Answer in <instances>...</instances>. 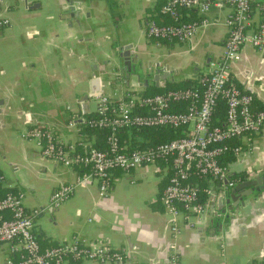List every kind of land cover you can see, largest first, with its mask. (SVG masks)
<instances>
[{"label": "crops", "instance_id": "obj_1", "mask_svg": "<svg viewBox=\"0 0 264 264\" xmlns=\"http://www.w3.org/2000/svg\"><path fill=\"white\" fill-rule=\"evenodd\" d=\"M163 2L0 1V22H6L0 26L2 189L21 192L26 211L35 212L33 233L41 248L75 240L123 250L126 254L123 263L135 257L141 264H164L171 254L176 264L261 263L264 193L260 198L249 196L245 208L229 214L232 220H225L219 215L220 190L216 189L205 204L206 220H210L201 221V217L189 222L178 220L177 233L172 234L168 217L158 202L168 177L162 165L142 167L127 174L113 172L106 195L99 197L95 181L75 186L77 179L88 172L86 168L68 169L44 159L33 142L21 138L27 128L50 130L63 143H73L81 152L77 142L83 135L79 134V123L70 119L92 112L91 80H98L104 95L119 99L127 90L143 95L146 88L162 89L168 83L195 80L204 74L208 62L221 51L226 34L223 20L228 11L210 10L207 19L214 24L199 29L183 44L187 51L183 49V58L175 64L169 60L175 55L173 42L155 43L144 35V23L151 20ZM178 47L181 50L182 44ZM125 49L143 66L167 72L166 80L158 82V87L152 82L143 87L127 85L115 77L113 69L119 63L116 54ZM197 49L199 56L184 57ZM240 55V61L229 67L228 75L264 109V53L243 47ZM237 145L242 153L229 166V178L236 177L234 185L248 178H263L264 131L238 139ZM241 175L243 178L237 179ZM67 185L73 186L68 197L58 206H50L51 193ZM215 215L219 216L218 222L211 221ZM8 256V246L1 245L0 264ZM67 264L102 263L73 260Z\"/></svg>", "mask_w": 264, "mask_h": 264}, {"label": "built area", "instance_id": "obj_2", "mask_svg": "<svg viewBox=\"0 0 264 264\" xmlns=\"http://www.w3.org/2000/svg\"><path fill=\"white\" fill-rule=\"evenodd\" d=\"M1 1V0H0ZM212 9H225L223 25L225 39L218 56L209 61L204 74L186 89L166 90L153 96L140 95L127 90L123 97L114 99L104 95L100 87L89 93L92 114L96 121L72 117L79 124H88L108 131L106 150H98L85 137L77 146L63 143L50 130L27 128L21 138L33 142L40 156L68 169L86 168L75 186L95 181L99 197L109 189L113 171L129 173L146 166L162 165L168 177L158 202L168 217L169 231L177 233L178 220L192 218L206 220L205 204L216 189L231 188L230 163L242 153L233 140L257 135L264 131V110L254 112L253 97L230 82L228 69L241 59L240 51L248 47L264 53V0H165L154 16L169 18L173 25L144 23L147 39L159 43L185 44L199 29L214 23L207 19ZM182 11L194 17L182 21ZM254 12L257 18H254ZM188 17V14L185 13ZM160 18V19H161ZM6 24L0 22V26ZM221 100L225 112L221 126L214 125L215 105ZM78 124V125H79ZM121 128L165 129L178 132L177 138L153 146L127 150L119 145L117 135ZM136 146L143 140L134 137ZM161 177V176H160ZM4 179L0 174V189ZM73 190L72 185L60 186L49 197V205L61 204ZM0 198V246L7 245L10 256L4 264H67L73 260H95L102 264H121L126 259L123 250L102 243L82 244L75 240L41 248L33 233V216L23 205V194L8 189ZM200 194L204 200L199 201ZM164 264H176L175 256L168 255ZM252 264H264L252 263Z\"/></svg>", "mask_w": 264, "mask_h": 264}, {"label": "trees", "instance_id": "obj_3", "mask_svg": "<svg viewBox=\"0 0 264 264\" xmlns=\"http://www.w3.org/2000/svg\"><path fill=\"white\" fill-rule=\"evenodd\" d=\"M160 6H157L155 12L158 10V8ZM181 13L183 14L182 21L190 20L191 18H193L195 16L194 13H192L190 11H182ZM185 13L188 14V17L185 16ZM160 18L161 17L152 16L151 20L155 21V23H157V24L158 23L164 24V25H173L174 24V22L167 17L161 18V19ZM158 19H160L161 21H158ZM159 43L164 44V43H168V42L160 41ZM195 81L196 80H189V81L179 82V83H168L166 85V87H164L162 89H157V88L151 87V88H146L142 93L144 96H153L156 94H160L166 90L186 89V88H189L191 85H194ZM230 82L234 86H236L238 89L241 90V87L238 86L233 80L230 79ZM244 92L247 93L246 91H244ZM251 108L254 112H259V111L264 110L262 104L257 99H255L254 97L252 100ZM224 112H225L224 103H223V101L219 100L217 102V104L215 105V111L213 114V118L215 119L214 125L221 126L222 121L224 119ZM83 118L86 121L94 122V121H96L97 116L92 114V113H89V114L84 115ZM78 128H79V134L90 139L91 145L94 148H96L98 150H106V148H107L106 138L108 135V131L106 129L98 128L96 126L88 125L85 123L79 124ZM179 135L180 134L178 132H174L172 130H165V129H138V128L128 129V128H121L119 130L117 138L119 141V145H121V146L124 145V146H126L127 150H132V149L143 148L146 146H153V145H156L159 143H163V142H166L170 139L177 138V137H179ZM134 137H140L143 140V142L141 144H139L138 146H136L135 143H133ZM232 143L237 145L238 139L233 140ZM225 160H226L225 162L231 163L234 161V157L230 156V157H227ZM113 172H117V171H113ZM235 178L236 177H231V180L235 181ZM242 178H243V176L241 175L237 179L241 180ZM7 192H9V191L0 189V198L3 197ZM203 200H204V196H203V194H200L199 201L201 202Z\"/></svg>", "mask_w": 264, "mask_h": 264}, {"label": "water", "instance_id": "obj_4", "mask_svg": "<svg viewBox=\"0 0 264 264\" xmlns=\"http://www.w3.org/2000/svg\"><path fill=\"white\" fill-rule=\"evenodd\" d=\"M116 55L119 63L114 67L113 74L115 77H119L120 80L125 81L127 85L134 83L136 86L142 85L146 87L148 83L152 82L155 87H158V82L165 81L169 75L167 72L160 73V71H154L152 67L143 66L136 56L131 57L129 55L127 49ZM98 83L97 79L91 80L89 88L90 93L97 91ZM83 100H85V98H83ZM242 189H244L245 192L241 193L240 191ZM261 193H264V177L248 178L245 182L237 183L232 188L220 190L217 194L220 201L219 215L223 216L225 220H232L229 214L244 209L249 202V196L253 195L260 198ZM213 219H215V221L217 220V222L220 220L218 215L211 217V221H213ZM208 220L210 219L205 221L207 222ZM225 226H227V224H225ZM218 228L220 231L221 226L219 225ZM121 264H141V262L139 259L131 257L127 259L125 263Z\"/></svg>", "mask_w": 264, "mask_h": 264}, {"label": "rangeland", "instance_id": "obj_5", "mask_svg": "<svg viewBox=\"0 0 264 264\" xmlns=\"http://www.w3.org/2000/svg\"><path fill=\"white\" fill-rule=\"evenodd\" d=\"M172 46L174 47L175 55L169 57V60H171L175 64H179L180 63V59L183 58V52L187 51V48H185V46H183V44H182L183 48L181 47V50H180V48L178 47V46H180V44H178V43H174ZM183 49H184V51H183ZM199 53H200V51L197 49V50H195V52L193 54L188 53V54L184 55V57L185 58H188V56L196 57L197 55L199 56ZM164 55H165V60L168 62V56H167V54L165 52H164ZM202 69H204V67Z\"/></svg>", "mask_w": 264, "mask_h": 264}]
</instances>
